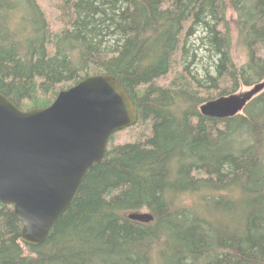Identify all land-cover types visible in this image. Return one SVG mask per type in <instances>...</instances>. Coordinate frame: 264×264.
<instances>
[{
  "label": "trees",
  "instance_id": "obj_1",
  "mask_svg": "<svg viewBox=\"0 0 264 264\" xmlns=\"http://www.w3.org/2000/svg\"><path fill=\"white\" fill-rule=\"evenodd\" d=\"M48 1L54 22L40 0H0V93L29 110L111 74L138 121L40 245L0 203V264H264V90L232 117L200 111L264 81V0Z\"/></svg>",
  "mask_w": 264,
  "mask_h": 264
},
{
  "label": "water",
  "instance_id": "obj_2",
  "mask_svg": "<svg viewBox=\"0 0 264 264\" xmlns=\"http://www.w3.org/2000/svg\"><path fill=\"white\" fill-rule=\"evenodd\" d=\"M264 90V81L241 93L209 100L203 115L241 113ZM138 121L136 105L111 74L86 77L61 90L45 107L20 109L0 93V203L12 205L23 243H43L77 197L90 169L100 163L112 134ZM130 219L149 223L148 212Z\"/></svg>",
  "mask_w": 264,
  "mask_h": 264
},
{
  "label": "rangeland",
  "instance_id": "obj_3",
  "mask_svg": "<svg viewBox=\"0 0 264 264\" xmlns=\"http://www.w3.org/2000/svg\"><path fill=\"white\" fill-rule=\"evenodd\" d=\"M41 4L43 5L49 19L51 22H54L56 20V14L54 11V7H53V3L51 1L48 0H40ZM235 52H234V56H235V61L236 63L240 66L242 65L245 60H246V55H245V51L244 49L239 46L236 42H235ZM205 55L207 56V54L203 53L202 56ZM250 87H244L242 88L240 91H238L237 93H241L243 91L248 90Z\"/></svg>",
  "mask_w": 264,
  "mask_h": 264
},
{
  "label": "bare ground",
  "instance_id": "obj_4",
  "mask_svg": "<svg viewBox=\"0 0 264 264\" xmlns=\"http://www.w3.org/2000/svg\"><path fill=\"white\" fill-rule=\"evenodd\" d=\"M243 202V201H242ZM210 204V203H209ZM134 221V220H133ZM154 221V220H153ZM145 224V223H144Z\"/></svg>",
  "mask_w": 264,
  "mask_h": 264
}]
</instances>
